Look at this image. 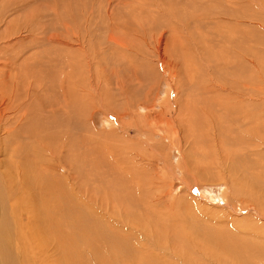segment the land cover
<instances>
[{"label": "rangeland", "instance_id": "1", "mask_svg": "<svg viewBox=\"0 0 264 264\" xmlns=\"http://www.w3.org/2000/svg\"><path fill=\"white\" fill-rule=\"evenodd\" d=\"M4 5L0 244L24 241L12 208L14 186L28 185V173L27 184L16 176L25 132L56 120L52 163L61 174L75 167L82 217L114 204L111 224L127 241L160 245L183 264H264V0ZM22 212L30 241H42L40 210Z\"/></svg>", "mask_w": 264, "mask_h": 264}, {"label": "bare ground", "instance_id": "2", "mask_svg": "<svg viewBox=\"0 0 264 264\" xmlns=\"http://www.w3.org/2000/svg\"><path fill=\"white\" fill-rule=\"evenodd\" d=\"M8 7L6 5L2 7L0 19L6 16ZM18 8L20 11L25 10L28 12V6L23 3ZM27 20L28 17L25 16L24 21ZM21 32L28 33V29ZM0 38L1 40H6L9 37L2 34ZM26 39H28V36ZM48 105L50 106V104ZM16 107L18 106L16 105ZM55 107L57 106L55 105ZM55 107L54 110L56 111ZM57 111L59 113L61 110L59 111L58 109ZM30 115L32 116V114ZM44 115L46 114L44 113ZM57 116L60 115L57 114ZM176 118L181 125L183 121L186 123V119L180 113ZM60 124L61 122H56V120L55 123L49 125L33 124V126L28 128V132H25L26 138H28V145L24 147V165L17 170L16 176L19 184L22 181H25L27 184L26 173H28V185L25 190H23V187L21 189L18 188V190L14 186V190L17 191L15 195L17 196V203L12 208L14 214L17 213L15 216L17 218H14L18 231L16 234L21 233L24 241H17V244L1 243L0 246H4V250L1 252L2 249H0V264H183V261L180 259L166 256L165 249L160 247V245L144 243L143 241H132V239L131 241H127L128 238L123 236V233L121 234V232L117 231L118 226H115L114 223L111 224V222L116 220L111 212V209L115 207L114 204L107 205L104 212L96 206L91 205L89 214L85 213L87 217L81 216V213L84 212H80V209L84 207L81 206V197L78 195V176L74 165L72 166L74 169L72 167H70L72 168L71 171L68 169L70 172L66 171L64 174H61L57 170L59 165L52 163L53 159L55 163L58 161L56 158L59 157L61 152L59 149L61 146L58 147L55 144L60 139L61 135L59 133H62ZM190 127L187 123V132L191 130ZM179 130L177 127L172 129L174 134H177ZM15 132L16 130L13 126L12 133ZM232 170L234 171L233 167ZM258 188L257 186L256 189ZM9 191L10 194H13L12 188ZM245 191L247 192V190ZM30 194H33V198L29 197ZM254 196L258 195L255 194ZM254 196L252 197L254 198ZM28 202L31 206L28 205ZM34 206L42 213L43 223L46 227L42 241H30L29 235L27 236L28 226L23 228L19 224V215L20 219L23 218L19 212L23 211L22 213L29 215L33 211ZM27 219L29 224L30 217ZM98 219L99 222L97 223L96 220ZM81 228L91 233L93 241L80 240L82 235L80 234ZM24 230L25 232H23ZM96 241L106 242L97 244ZM36 243L40 245H35Z\"/></svg>", "mask_w": 264, "mask_h": 264}]
</instances>
